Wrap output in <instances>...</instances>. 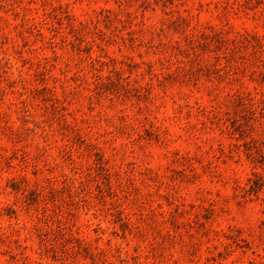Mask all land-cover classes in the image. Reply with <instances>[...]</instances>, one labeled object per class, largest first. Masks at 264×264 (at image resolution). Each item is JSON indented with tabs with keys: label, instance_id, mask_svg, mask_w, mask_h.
I'll use <instances>...</instances> for the list:
<instances>
[{
	"label": "rangeland",
	"instance_id": "obj_1",
	"mask_svg": "<svg viewBox=\"0 0 264 264\" xmlns=\"http://www.w3.org/2000/svg\"><path fill=\"white\" fill-rule=\"evenodd\" d=\"M0 264H264V0H0Z\"/></svg>",
	"mask_w": 264,
	"mask_h": 264
}]
</instances>
